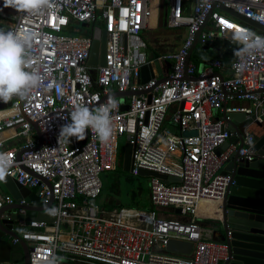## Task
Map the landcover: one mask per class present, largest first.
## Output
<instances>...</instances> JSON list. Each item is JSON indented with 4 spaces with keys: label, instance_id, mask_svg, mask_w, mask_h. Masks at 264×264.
Instances as JSON below:
<instances>
[{
    "label": "built area",
    "instance_id": "2783aa9c",
    "mask_svg": "<svg viewBox=\"0 0 264 264\" xmlns=\"http://www.w3.org/2000/svg\"><path fill=\"white\" fill-rule=\"evenodd\" d=\"M152 1L48 0L35 12L0 11L6 18L0 17V30L32 34L28 55L41 77L26 95L0 101V153L11 162L6 175L38 190L53 218L16 222L14 231L18 227L21 231L15 232L28 241L29 264H219L227 258L226 245L214 241L198 221L221 220L231 181L222 170L229 157L238 153L250 160L254 155L251 129L264 122V49L242 51L236 37L244 29L264 37V29L224 8L264 28V0H156L155 23L163 18L165 26L184 35L175 50L154 57L146 53L141 36L150 25ZM82 23L89 33L76 27ZM97 27L106 34L105 64L92 66ZM196 39L202 47L218 39L234 45L228 74L219 59L199 66L187 59ZM144 65L152 74L142 83ZM109 97L118 106L111 112L108 142L92 129L84 141L59 135L76 106L95 110ZM236 99L249 104L227 105ZM232 113L244 114L237 125L242 139L218 154L216 148L237 137L230 128ZM167 114L172 130L163 125ZM122 136L131 144L132 174L145 169L179 178L165 183L149 176L152 207L179 209L189 221L96 202L102 192L100 174L120 165ZM14 203L10 193H0V209ZM201 203L212 204L218 216L196 214ZM17 212L25 215L26 209ZM169 239L190 243V253L167 251Z\"/></svg>",
    "mask_w": 264,
    "mask_h": 264
},
{
    "label": "water",
    "instance_id": "95a60500",
    "mask_svg": "<svg viewBox=\"0 0 264 264\" xmlns=\"http://www.w3.org/2000/svg\"><path fill=\"white\" fill-rule=\"evenodd\" d=\"M224 11L237 19L263 30V26L257 24L230 9ZM86 27L85 23H82ZM93 45L89 57V65L105 64V31L100 28L94 29ZM197 46V39L194 42L189 59L194 48ZM224 46L228 49L234 45L224 41ZM155 66L160 72L158 62ZM152 74V68L144 65L141 68V78L139 81L146 82ZM120 96V93H114ZM3 107V104L0 105ZM127 109V106H122ZM231 131L237 133L236 136L229 137L226 142L216 148V153H221L230 144L242 139V134L237 126V121L244 120L243 113L230 114ZM253 145L254 155L250 160L239 158L238 153H233L225 162L222 173L230 175L231 181L227 187L224 199L221 204V220H216L218 227L214 229L217 240L227 247V258L219 264H264V122L257 125ZM84 141V139H83ZM239 158V159H238ZM131 144L125 143L123 149L122 169L130 170ZM141 176H153L160 178L163 182L179 181V178L151 172L145 169L139 171ZM9 189V193L16 203L11 206H3L0 209V264H29L28 241L21 239L14 231V226L18 220H44L52 222L53 218L47 213L49 205H44L39 197L38 190H31L20 186L14 179L5 175L1 179ZM233 182V183H232ZM23 199L25 204L20 205L19 200ZM19 208L26 209V214H19ZM180 213L179 209H175ZM14 239L16 241L14 242ZM165 249L170 252L189 254L191 244L184 241L169 239Z\"/></svg>",
    "mask_w": 264,
    "mask_h": 264
},
{
    "label": "clouds",
    "instance_id": "9594fccd",
    "mask_svg": "<svg viewBox=\"0 0 264 264\" xmlns=\"http://www.w3.org/2000/svg\"><path fill=\"white\" fill-rule=\"evenodd\" d=\"M48 0H5V6L17 11L35 12L47 5ZM32 34L15 33L0 30V101L8 102L15 96H24L32 88L38 86L40 75L32 69L28 49L31 47ZM243 44L242 51L264 49V37L244 29L236 37ZM240 70L243 65H239ZM118 106L114 97L95 110L88 106H76L71 112V122L60 127L59 135L66 140L73 137L83 139L88 129H92L101 142H108L112 134L111 112ZM11 162L0 153V179L6 175Z\"/></svg>",
    "mask_w": 264,
    "mask_h": 264
},
{
    "label": "rangeland",
    "instance_id": "374dc122",
    "mask_svg": "<svg viewBox=\"0 0 264 264\" xmlns=\"http://www.w3.org/2000/svg\"><path fill=\"white\" fill-rule=\"evenodd\" d=\"M152 9H155V7L152 5ZM15 8L11 6H5V1L0 2V11L3 13L5 12H12ZM3 19H6L4 16H0ZM156 20V12L153 15V17L150 20V25L145 31L141 32V36L146 41L147 49L146 53L151 56H155L160 52L163 51H172L175 50L181 38L183 37L181 35V32L177 31V29H171L165 26L162 23H155ZM77 28L86 31L87 28L76 25ZM62 34H72L69 32H62ZM213 45H215L217 48H220L221 50H224V44L223 42L218 39L215 42H213ZM214 46V48H215ZM197 49V48H196ZM200 49L195 50L194 53L196 55L192 54L191 60L198 59L197 57V51ZM210 56L211 54L209 52L205 53V56ZM168 115L166 116V119L164 121V126L167 128H170L171 130L175 125H173L168 120ZM120 146L123 147L126 143L125 137L122 136L119 138ZM100 178L102 181V192L100 196L97 198L96 202L105 207L107 205H114L116 207H128V208H134L138 210H144L149 211L151 203L149 198V177L148 176H141V175H134L130 171H125L122 168L117 169L116 171L112 172H102L100 174ZM0 193L1 194H7L9 193V189L6 186V184L1 181L0 182ZM154 211H156L158 214H161L162 217L172 218V219H178L182 220L183 218H188L189 214L182 215L180 213H176L175 210L171 207H163V206H157L152 207ZM215 222L212 226L217 228L218 224L216 223V220L210 219V223ZM208 227V225L206 224ZM15 231L20 232L21 230L18 227H15Z\"/></svg>",
    "mask_w": 264,
    "mask_h": 264
},
{
    "label": "crops",
    "instance_id": "0c3cea01",
    "mask_svg": "<svg viewBox=\"0 0 264 264\" xmlns=\"http://www.w3.org/2000/svg\"><path fill=\"white\" fill-rule=\"evenodd\" d=\"M185 8H187V2H186V5H185ZM181 35L183 36L184 35V33H183V31L181 32ZM183 38V37H182ZM214 46L215 45H213V43H210L209 44V46H205V47H202V46H200V45H197L195 48H194V50H193V52L195 51V50H197V49H200V50H198L197 51V57H199V62L197 61V63L199 64V65H201V64H203L204 62H202V61H200V60H202L201 58L202 57H207V58H210V60H212V59H219L220 61H221V63H222V68H223V71L222 72H224L225 74H228L229 73V67H230V64H231V62H232V60H233V57H234V50H233V48L232 49H228V48H226L224 45V50H221L220 48H217L216 46H215V48H214ZM197 48V49H196ZM192 52V53H193ZM206 52H209L211 55L209 56H205V53ZM195 63H196V61H194ZM238 105V106H247L248 104H249V102L248 101H246V100H233V101H228L227 102V105ZM239 122L240 121H237V125H239ZM256 129H257V126H254V127H252V129H251V131L253 132V133H255V131H256ZM226 149V148H225ZM212 208H213V210H214V212L216 213V211H215V208H214V206L212 205ZM196 214H199V209H198V212H196ZM159 215V214H158ZM160 216H161V214H160ZM207 216H210V217H215V216H218L217 214L216 215H207ZM178 220V219H177ZM180 221H182V222H187V221H189V217L188 218H183L182 220H180ZM203 227H205L206 229H209L211 232H212V234H211V236H212V239L214 240V241H216V242H221V241H219V240H217L218 238H217V236H215V234H214V229H215V227H213L212 225L215 223V222H211L210 223V219H206V220H200V221H198ZM206 224L208 225V227L206 226ZM215 238H217V239H215Z\"/></svg>",
    "mask_w": 264,
    "mask_h": 264
},
{
    "label": "bare ground",
    "instance_id": "6f19581e",
    "mask_svg": "<svg viewBox=\"0 0 264 264\" xmlns=\"http://www.w3.org/2000/svg\"><path fill=\"white\" fill-rule=\"evenodd\" d=\"M152 5L155 7V9H152V16L155 14L156 12V0L152 1ZM199 209V214H203V215H216V213L214 212L213 208H212V204L206 205L204 203H201L198 205L196 212H198ZM131 213V212H129Z\"/></svg>",
    "mask_w": 264,
    "mask_h": 264
},
{
    "label": "trees",
    "instance_id": "16d2710c",
    "mask_svg": "<svg viewBox=\"0 0 264 264\" xmlns=\"http://www.w3.org/2000/svg\"><path fill=\"white\" fill-rule=\"evenodd\" d=\"M160 23H164V20H163V18H162V20H160ZM83 33H89L88 31H83ZM233 50H234V48H233ZM195 52V51H194ZM192 53L193 55L195 54L196 55V53ZM192 54H191V56H192ZM190 56V57H191ZM202 60H200V61H202V62H204V63H206V62H208V61H210V58H207V57H202L201 58ZM199 60V57H198V59H195V60H193V61H196V64L199 66V64L197 63V61ZM199 62V61H198ZM119 151H120V165L118 166V168L117 169H120V168H122V159H123V147H121L120 146V148H119ZM116 169V170H117ZM107 207H109V208H113V207H116V206H114V205H107ZM120 207H122V206H120ZM128 208V207H127ZM149 210H153L152 209V206H150V209ZM160 215V214H159Z\"/></svg>",
    "mask_w": 264,
    "mask_h": 264
}]
</instances>
